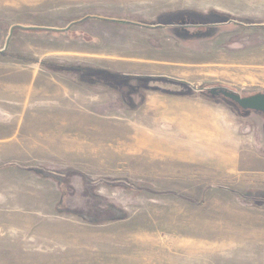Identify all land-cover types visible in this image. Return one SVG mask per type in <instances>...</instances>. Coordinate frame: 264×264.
Here are the masks:
<instances>
[{
    "label": "rangeland",
    "instance_id": "obj_1",
    "mask_svg": "<svg viewBox=\"0 0 264 264\" xmlns=\"http://www.w3.org/2000/svg\"><path fill=\"white\" fill-rule=\"evenodd\" d=\"M177 11L210 39L114 21ZM214 88L264 94V0H0V264H264V115Z\"/></svg>",
    "mask_w": 264,
    "mask_h": 264
},
{
    "label": "flooded vegetation",
    "instance_id": "obj_2",
    "mask_svg": "<svg viewBox=\"0 0 264 264\" xmlns=\"http://www.w3.org/2000/svg\"><path fill=\"white\" fill-rule=\"evenodd\" d=\"M159 22L149 25L141 24L125 20H114L119 22L124 26H136L146 29L149 32H159L162 33V36L174 38L178 46H181V42H187L188 40H208L210 39L208 33H206L209 27V30H214L216 22L215 18L212 15H202L195 11H177L171 12L169 14H162L160 17H157ZM209 21V22H208ZM218 21V20H217ZM208 22V24H207ZM213 22V23H212ZM215 23V24H214ZM209 37V38H208ZM96 74L93 78L95 80H102L103 82H110L112 86H115L116 92L119 94L120 98L123 100L124 106L131 108L129 101H127L126 94H131L130 88L127 86L126 82L122 81L120 83L115 82L113 76L109 74ZM263 116V115H262Z\"/></svg>",
    "mask_w": 264,
    "mask_h": 264
},
{
    "label": "water",
    "instance_id": "obj_3",
    "mask_svg": "<svg viewBox=\"0 0 264 264\" xmlns=\"http://www.w3.org/2000/svg\"><path fill=\"white\" fill-rule=\"evenodd\" d=\"M13 30H11V35ZM148 88L152 90H159L163 93L173 96L187 95L190 91L187 86L181 84H175L166 81L150 80L147 83ZM212 96H223L226 100H229L232 104L245 112H254L264 115V94L260 93L250 97H241L229 90H218L216 88L211 89L209 92ZM248 129H244L243 133H248Z\"/></svg>",
    "mask_w": 264,
    "mask_h": 264
},
{
    "label": "trees",
    "instance_id": "obj_4",
    "mask_svg": "<svg viewBox=\"0 0 264 264\" xmlns=\"http://www.w3.org/2000/svg\"><path fill=\"white\" fill-rule=\"evenodd\" d=\"M209 28H211V27H209ZM212 28H214V27H212ZM210 32H208V33H211L212 31H214V30H209Z\"/></svg>",
    "mask_w": 264,
    "mask_h": 264
},
{
    "label": "bare ground",
    "instance_id": "obj_5",
    "mask_svg": "<svg viewBox=\"0 0 264 264\" xmlns=\"http://www.w3.org/2000/svg\"><path fill=\"white\" fill-rule=\"evenodd\" d=\"M26 99V98H25Z\"/></svg>",
    "mask_w": 264,
    "mask_h": 264
}]
</instances>
